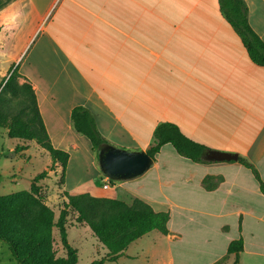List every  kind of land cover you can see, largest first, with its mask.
I'll use <instances>...</instances> for the list:
<instances>
[{
	"label": "crops",
	"instance_id": "crops-1",
	"mask_svg": "<svg viewBox=\"0 0 264 264\" xmlns=\"http://www.w3.org/2000/svg\"><path fill=\"white\" fill-rule=\"evenodd\" d=\"M243 1L264 43V0ZM18 3L8 55L33 88L51 145L68 154L61 191L138 198L167 212V234L152 230L133 241L155 231L151 244L160 241L169 255L163 264H174L173 249L175 261L191 250L202 252L205 264L235 258V264H264L258 181L237 159L208 158L211 151L235 153L264 181V65L248 58L218 0ZM75 106L90 112L111 146L146 151L155 127L170 122L207 148L203 160L191 161L165 143L141 175L103 189L106 176L91 143L71 123ZM239 237L242 251L227 253ZM133 242L120 257L138 256L128 250Z\"/></svg>",
	"mask_w": 264,
	"mask_h": 264
},
{
	"label": "trees",
	"instance_id": "trees-1",
	"mask_svg": "<svg viewBox=\"0 0 264 264\" xmlns=\"http://www.w3.org/2000/svg\"><path fill=\"white\" fill-rule=\"evenodd\" d=\"M220 12L241 39L248 58L257 65H264V43L252 30L247 20V8L243 0H218ZM12 98L14 100H12ZM74 129L86 136L97 159V153L108 145L98 132L93 117L84 106L71 110ZM0 127L6 129L11 139L33 141L50 157L49 169L58 170V185H62L68 154L54 148L47 136L40 117L35 93L29 82L16 70L10 69L0 91ZM154 142L146 149L153 159L161 145L170 143L177 154L191 160L202 161L206 147L184 136L175 124L159 123L154 129ZM23 144L14 150L23 152ZM248 167L264 193V181L258 176L254 166L245 158L237 160ZM48 176L43 169L31 180L28 190L0 194V241L6 243L16 264H77V250L67 239L68 209L75 213V222L88 227L93 237L106 250L105 256L92 260L89 264H102L123 255L124 250L134 240L156 230L168 233V213L154 211L144 201L134 198L128 205L120 199L94 196L87 192L69 194L62 191L64 200L54 220V213L45 204L38 182ZM111 181V180H110ZM56 228L64 255H56L53 247V229ZM243 249L242 238L229 242L227 253L238 255ZM236 263V258L233 264Z\"/></svg>",
	"mask_w": 264,
	"mask_h": 264
},
{
	"label": "rangeland",
	"instance_id": "rangeland-1",
	"mask_svg": "<svg viewBox=\"0 0 264 264\" xmlns=\"http://www.w3.org/2000/svg\"><path fill=\"white\" fill-rule=\"evenodd\" d=\"M20 13L18 0H0V91L4 79L8 76L10 69L15 66V61L8 55V46L13 32L20 22ZM12 100L14 99L12 98ZM21 144L26 149L23 152L15 151V145ZM50 163L48 153L39 148L33 141L11 139L7 136L6 129L0 127V194L28 190L32 177L45 169L48 176L40 180L38 184L40 185V192L45 198V204L51 208L54 213V220H56L64 198L62 197L61 185H58V170L51 171L48 168ZM99 189L101 188L99 187ZM102 192L110 193L108 190H102ZM132 200L122 201L129 205ZM74 218L75 213L69 208L66 222L67 239L77 250V264H89L92 260L105 256L106 250L93 237L88 227L75 222ZM52 234L56 255H64L56 228L53 229ZM153 234L157 233L153 231L129 246V252L138 255L136 258L130 260L119 257L113 261H103L102 264H163L167 262L169 255L167 251L165 252L163 243L156 240L151 244ZM172 257L174 264H205L207 262V258L200 251H183L181 258L185 260V263L181 258H176L175 261L174 249L172 250ZM0 264H16L3 241H0ZM217 264H230V262L224 259Z\"/></svg>",
	"mask_w": 264,
	"mask_h": 264
},
{
	"label": "water",
	"instance_id": "water-1",
	"mask_svg": "<svg viewBox=\"0 0 264 264\" xmlns=\"http://www.w3.org/2000/svg\"><path fill=\"white\" fill-rule=\"evenodd\" d=\"M208 158L216 161L236 160L237 155L211 151ZM97 162L104 176L110 180H121L141 175L150 167L152 158L143 150H126L108 144L98 151Z\"/></svg>",
	"mask_w": 264,
	"mask_h": 264
},
{
	"label": "built area",
	"instance_id": "built-area-1",
	"mask_svg": "<svg viewBox=\"0 0 264 264\" xmlns=\"http://www.w3.org/2000/svg\"><path fill=\"white\" fill-rule=\"evenodd\" d=\"M110 184H111L110 179L106 177L105 182L102 184V188L107 189V188H109Z\"/></svg>",
	"mask_w": 264,
	"mask_h": 264
}]
</instances>
